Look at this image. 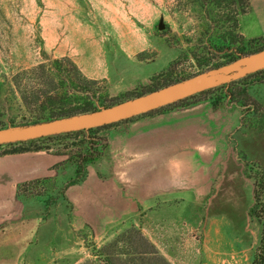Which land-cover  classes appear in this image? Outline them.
Returning a JSON list of instances; mask_svg holds the SVG:
<instances>
[{
  "label": "rangeland",
  "instance_id": "rangeland-1",
  "mask_svg": "<svg viewBox=\"0 0 264 264\" xmlns=\"http://www.w3.org/2000/svg\"><path fill=\"white\" fill-rule=\"evenodd\" d=\"M235 11L231 0H0V125L31 121L22 95L41 86L24 72L48 59L69 58L108 104L210 70L225 61L211 40L231 32ZM247 12L236 19L249 52L264 37L242 35V25L258 31ZM231 90L236 103L214 90L186 107L35 142L58 158L0 206V264H131L137 232L169 264H254L264 228L249 211L256 193L264 204V74ZM196 106L221 114L215 148L175 151L169 121ZM98 139L100 157L84 163ZM13 149L0 147V158Z\"/></svg>",
  "mask_w": 264,
  "mask_h": 264
},
{
  "label": "trees",
  "instance_id": "trees-1",
  "mask_svg": "<svg viewBox=\"0 0 264 264\" xmlns=\"http://www.w3.org/2000/svg\"><path fill=\"white\" fill-rule=\"evenodd\" d=\"M232 4H236L238 11H235V17L228 21H231V32L224 33L219 38H215L217 40H211V47L214 48V51L218 54L223 53V58H225V61L223 63L217 64L213 66L212 69L221 67L223 65L232 63L233 61L246 56L250 55L252 53L258 52L260 50L264 49V46L253 49L249 52L245 51L244 47H239V45L244 44L243 37L237 32L238 27V20L236 19L238 15L242 14L244 12L245 8L249 7L248 0H231ZM212 6H214L212 4ZM212 9L210 11L208 10L209 14L212 13ZM215 31L213 30L210 34V39L215 35ZM214 33V35H213ZM264 74V70L258 71L256 73L250 74L246 76L245 78H242L237 81H233L228 84H224L222 86H219L214 89H210L201 93H198L196 95H193L191 97H188L186 99L177 101L175 103H172L170 105H167L165 107H161L159 109L150 111L148 113H145L143 115H139L140 117L151 115L153 113L161 112L168 110L170 108H174L177 106H184L186 107L188 102L195 99L199 95L206 94L208 92L214 91V90H223L224 91V97L228 104L236 103V99L234 98V93L231 90V87L239 82H242L244 80H247L249 78L258 76ZM24 75L26 77H29V79L33 80V83L37 86H41L40 89H37L36 87L31 88L30 92L24 91L22 95V104L23 106L32 114L31 121H28L27 123L21 125H32V124H38L42 122H47L55 119H60L64 117H70L74 115L94 112L97 110H100L102 108H107L116 104H119L118 102H114L111 104H108L102 99L101 95L94 91V85L95 81L88 80L85 78L78 67L69 59V58H62V59H54V60H47L46 63H41L37 67L30 69L26 72H24ZM194 76V75H193ZM20 76L16 77L19 78ZM192 76L184 77L181 79L176 80H170L164 85H161L157 88L151 89L145 93H140L136 97L142 96L146 93H150L153 91H156L158 89H161L165 86L171 85L173 83L183 81L185 79H188ZM50 88V89H49ZM132 119V118H131ZM131 119H127L121 122L113 123L110 125H105L96 129H88L84 131L79 132H73V133H66L62 135H56V136H50L45 137L37 140H31L26 142H20V143H14V144H7L2 145L4 147H13L16 149H13L9 152H5L4 154H20V153H26V152H39L42 150H45L47 148H42L38 146L31 147L34 145L35 142L38 141H44V140H51L55 138H59L62 136H69L73 134H79V133H89L91 131L101 130L106 127H110L116 124L124 123L127 121H130ZM10 125L13 126V121L10 120ZM5 128V125H0V130ZM100 140H96V142H90L92 150L94 152L93 155H87L85 156L84 163L89 162L92 163L95 160H97L100 155L96 150L98 146V142ZM28 145H30L28 147ZM0 146V147H2ZM26 146V147H24ZM260 190L264 189V183L261 182L260 184ZM262 192V191H261ZM256 193L254 195L255 203L253 207L250 208V214L253 216L260 217V215L263 216V223H264V204L261 201V195L260 193ZM258 210V211H256ZM261 218V217H260ZM139 235V242L142 247L141 250L136 251V248L133 250L132 253H130L129 256L132 258L131 264H169L167 263L163 258L159 257L156 250L154 249V246H152L151 243H149L139 232H137ZM132 254V255H131ZM110 264V263H107ZM254 264H264V228L261 232L260 237V244L258 246V254L254 258Z\"/></svg>",
  "mask_w": 264,
  "mask_h": 264
},
{
  "label": "water",
  "instance_id": "water-1",
  "mask_svg": "<svg viewBox=\"0 0 264 264\" xmlns=\"http://www.w3.org/2000/svg\"><path fill=\"white\" fill-rule=\"evenodd\" d=\"M162 21L158 29L163 30ZM264 70V49L232 63L210 69L183 81L100 110L38 124L0 130V146L96 129L165 107L198 93L240 80Z\"/></svg>",
  "mask_w": 264,
  "mask_h": 264
},
{
  "label": "crops",
  "instance_id": "crops-1",
  "mask_svg": "<svg viewBox=\"0 0 264 264\" xmlns=\"http://www.w3.org/2000/svg\"><path fill=\"white\" fill-rule=\"evenodd\" d=\"M248 2V12L244 14V16L251 14V19L258 31L257 34L254 35L247 34L243 29V25L242 27L240 25L242 35L249 39L264 37V0H248ZM205 108L206 109H203L201 106H196L186 111V115H178V118L174 117V119L169 121L168 125L172 128L170 129V143L175 145L173 146L175 151H177V149L182 152L181 150H203L205 148L208 154V151H210L209 148H215V144L210 146L209 142H212L222 129H220L222 125H215L214 123L217 118L221 117V114L214 113L213 117H205L203 112H205L207 116L208 108L211 107L205 106ZM224 109L225 106L220 108V110ZM137 143L139 144V142ZM178 157V160L182 162L186 155H179ZM57 158L58 157L52 154L43 152L13 154L0 158V206L4 203L5 197L12 196L18 183L38 179L48 174L50 168L56 164ZM149 164L152 167L157 165L155 163ZM151 171L147 173H151ZM175 174L176 173H174V175ZM176 180L175 177L174 181ZM143 182L144 180L142 179V183ZM180 190L184 191L182 188ZM183 195L180 194L182 197L178 198L185 199L187 194L183 193Z\"/></svg>",
  "mask_w": 264,
  "mask_h": 264
}]
</instances>
